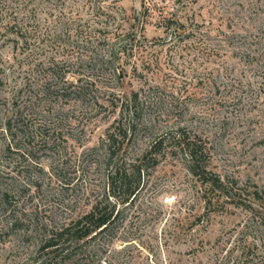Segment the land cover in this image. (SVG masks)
<instances>
[{
	"label": "rangeland",
	"instance_id": "1",
	"mask_svg": "<svg viewBox=\"0 0 264 264\" xmlns=\"http://www.w3.org/2000/svg\"><path fill=\"white\" fill-rule=\"evenodd\" d=\"M33 5L23 12L35 15L23 23L35 34L28 43L0 31V264H35L53 233L108 193L107 134L133 92L143 119L120 152L118 138V160L140 162L184 130L206 146L207 171L239 190L240 206L194 176L168 139L159 164L144 163L133 204L118 205L114 229L81 241L65 264H244L253 244L259 256L264 232L245 205L264 191V0ZM164 17L184 27L167 29ZM125 31L136 46L116 58L111 39ZM62 76L84 92L49 91Z\"/></svg>",
	"mask_w": 264,
	"mask_h": 264
},
{
	"label": "trees",
	"instance_id": "2",
	"mask_svg": "<svg viewBox=\"0 0 264 264\" xmlns=\"http://www.w3.org/2000/svg\"><path fill=\"white\" fill-rule=\"evenodd\" d=\"M12 4H16L17 7H11L4 5V8H0V31L4 30L5 33H12L17 35V37L28 43L29 40L35 35L31 29H25L26 26H30L35 19V15L25 14L24 11L30 12V8L34 7V2H40L45 0H6ZM49 1V0H48ZM3 0H0L2 3ZM13 6V5H12ZM20 14L22 18L20 19ZM6 19L3 20V17ZM23 16L25 18H23ZM33 19V20H32ZM166 24L167 29H173L174 32L184 27L179 21H174V19L164 17L163 20ZM175 24V25H174ZM173 26V27H172ZM171 29V30H172ZM113 40V45L119 43L118 48L115 50L114 56L125 55L127 53V47L131 45V51L135 48L137 34L134 31H125L121 33H116ZM109 41V43L111 42ZM19 42V40H18ZM133 52V51H132ZM115 63V61L113 62ZM49 70L58 71L61 68L51 63ZM114 74L119 72L117 67H113ZM45 78L49 79V75L46 74ZM64 80L61 84L52 87L48 84V90L53 88H58L61 90V94L66 93L68 90L73 88V92L81 94L84 92V88L75 85L73 82ZM60 78V82H61ZM144 103L139 97L138 92H133L131 96L126 97V99L120 105L121 107V118L118 121L117 127L111 130L107 134L108 143V160L110 172L107 176L109 191L105 196L97 201L91 208V210L85 215L78 217L59 231L53 233V235L47 240L44 246H42L43 255L38 257L35 264H65L70 263L73 260V255L79 246L81 241L89 238V243L98 239L100 236L107 235L108 232L114 229V226L118 223L120 216V211L117 210L119 204L132 205L134 200L137 198L138 194L142 189L143 179L145 175L144 163L147 161L152 162V166L155 167L160 162V149L166 142V140H172L173 150L180 151L184 154L185 158L189 162V169L191 173L196 176L202 183L206 184L211 188V190L218 193V196L231 198L235 200L236 206H240L239 200L241 195L236 200L235 195L239 194V190L235 191V186L225 183V181L217 175H213L211 172L207 171L206 167V146L198 138H191L184 130L178 132H168L164 136L156 140L146 154L142 157L140 162H132L128 164L125 160L121 163V160L117 158L118 152L121 151L123 144L132 139L136 135L139 124L143 119L144 114ZM118 138L121 141L119 144L118 152L114 150ZM175 152V151H174ZM115 160H117L115 162ZM250 202L245 205V208L256 212L259 215V220L257 221L258 227L264 232V191H261L256 187V189L249 193ZM244 206V205H243ZM258 208H262L263 211H259ZM256 217V214H255ZM251 249H256V244L250 245L249 252L245 253L242 251V256L245 255L244 264H264V251L259 253L254 252ZM46 252V253H45ZM252 253V254H250ZM261 254V255H260ZM249 258V256H252ZM259 259V260H257Z\"/></svg>",
	"mask_w": 264,
	"mask_h": 264
}]
</instances>
